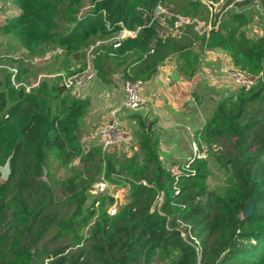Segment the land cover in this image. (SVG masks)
<instances>
[{
  "label": "trees",
  "instance_id": "1",
  "mask_svg": "<svg viewBox=\"0 0 264 264\" xmlns=\"http://www.w3.org/2000/svg\"><path fill=\"white\" fill-rule=\"evenodd\" d=\"M15 1L19 15L0 24V35L31 54L59 47L68 60L90 39L133 31L96 53L100 76L111 64L121 67L122 80L144 82L173 57L190 78L197 47L219 48L260 78L215 102L197 136L205 156H190L173 171L158 157L151 122L134 116L140 138L128 160L98 144L84 149L86 101L76 91L45 79L26 90L11 81L26 70L0 67V166L9 165L0 177V264H264V34L247 35L243 12H213L200 0H89L83 12L84 0ZM157 2L162 11L153 15ZM259 4L264 12V0ZM59 18L72 25L61 30ZM181 18L186 22L177 25ZM199 22L208 29H196ZM51 158L76 167L55 178ZM211 163L223 172L220 188L208 183ZM99 177L127 187L113 214L103 195L90 193Z\"/></svg>",
  "mask_w": 264,
  "mask_h": 264
},
{
  "label": "crops",
  "instance_id": "2",
  "mask_svg": "<svg viewBox=\"0 0 264 264\" xmlns=\"http://www.w3.org/2000/svg\"><path fill=\"white\" fill-rule=\"evenodd\" d=\"M186 22L180 19L179 22ZM177 24V22H176ZM199 22L198 30H207V24ZM178 25V24H177ZM198 53L196 72L187 78L176 69L175 59L169 57L160 64L152 78L142 82L139 94L142 103L133 110L124 108L121 67L105 64L103 76L96 73L76 95L86 101L79 118L82 148L101 144L99 129L117 122L124 129L127 142L106 150L113 159L128 160L138 150L140 128L136 117L151 122V130L157 136V153L160 161L169 169L193 155L197 136L211 114L206 99L216 102L232 93L233 82L224 70L231 61L219 48ZM105 78V79H104Z\"/></svg>",
  "mask_w": 264,
  "mask_h": 264
},
{
  "label": "rangeland",
  "instance_id": "3",
  "mask_svg": "<svg viewBox=\"0 0 264 264\" xmlns=\"http://www.w3.org/2000/svg\"><path fill=\"white\" fill-rule=\"evenodd\" d=\"M210 1H212L213 12L220 11L221 9L224 12H243L249 20L245 26V32L248 36L256 37L264 34V12L260 7L259 0H230L226 5L228 0L222 6L218 5L219 0ZM0 6V24L2 25L8 23L11 18L19 15L20 10L15 0H0ZM88 7H90L89 0H84L80 7V12L85 11ZM58 22L60 23L61 30L67 29L72 25L71 21L65 20L64 18H59ZM206 29H208V25ZM110 42V37L105 36L90 39L84 44L80 52H77L76 60L73 57H67L68 60H66L63 50L59 47L49 48L37 54H31L27 52L19 40L12 38L10 35H0V67L3 66L8 70L14 71L19 68H22L24 71L26 70L27 72L18 78L19 81L15 80L16 82L36 86L40 80L45 79L49 83L57 81L58 85L60 84L64 87L61 75L68 76L81 71L84 68V56L87 52L93 55L92 64L96 74L94 64L96 53L103 46H108ZM237 89L238 86L235 87L234 92ZM205 102L213 110L215 102L210 99H206ZM210 115L208 114L206 117ZM74 164L59 165L56 160L52 158L49 160V168L55 178H64L72 174V171L76 167ZM210 167L212 172L208 177V183L211 187L220 188L223 186V172L212 163ZM127 191V187L110 185V188L103 194L106 204L102 207L109 214L115 213L125 202ZM91 194L93 195V193ZM91 194L90 196L93 197L94 195L92 196ZM92 223L83 228V235L91 229Z\"/></svg>",
  "mask_w": 264,
  "mask_h": 264
},
{
  "label": "built area",
  "instance_id": "4",
  "mask_svg": "<svg viewBox=\"0 0 264 264\" xmlns=\"http://www.w3.org/2000/svg\"><path fill=\"white\" fill-rule=\"evenodd\" d=\"M205 5L212 10V1L210 0H200ZM1 7V6H0ZM213 11V10H212ZM184 20L183 18H181ZM134 32L122 28L110 37L112 47H118L122 39L127 36H133ZM93 55L86 53L84 56V68L81 69L78 73H74L68 76H62V83L64 87L71 88L72 90L78 92L81 90L87 82L95 75V70L93 67ZM14 71V70H12ZM15 72V71H14ZM225 75L233 82L234 85L238 87H243L248 89L252 87L260 78V74H253L245 70L240 69L234 65H228L224 70ZM11 81L14 85L22 84L25 86L26 90H29L31 86L24 83L16 82L14 75L11 76ZM142 82L140 80H122V92L124 95L123 106L128 110H133L142 103V98L139 94V88ZM99 135L101 137V148L103 151L107 150L110 147L116 146L121 143L127 142L126 134L124 129L120 126L119 123L113 122L110 124L103 125L99 129ZM192 156L203 157L205 154L199 152L197 147L194 148ZM110 188V184L103 178L99 177L94 180L90 192L93 193L95 197H100Z\"/></svg>",
  "mask_w": 264,
  "mask_h": 264
},
{
  "label": "water",
  "instance_id": "5",
  "mask_svg": "<svg viewBox=\"0 0 264 264\" xmlns=\"http://www.w3.org/2000/svg\"><path fill=\"white\" fill-rule=\"evenodd\" d=\"M228 0H219L218 5L222 6L224 3H226ZM162 11L159 2H157V4L155 5L152 14H158ZM177 24H180V22L178 21ZM164 34V33H163ZM77 52H73L72 53V57L76 60L77 59ZM42 171H43V176H45L46 174V169L44 166H42ZM9 173V165H8V160H6V162L4 163V165L0 166V177L2 179H6ZM251 208V203L248 204V206L242 211V216H245L246 214H248V212L250 211Z\"/></svg>",
  "mask_w": 264,
  "mask_h": 264
}]
</instances>
